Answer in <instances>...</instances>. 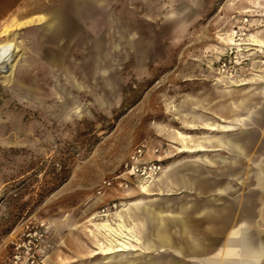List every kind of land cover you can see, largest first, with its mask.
Wrapping results in <instances>:
<instances>
[{
	"label": "rangeland",
	"instance_id": "rangeland-1",
	"mask_svg": "<svg viewBox=\"0 0 264 264\" xmlns=\"http://www.w3.org/2000/svg\"><path fill=\"white\" fill-rule=\"evenodd\" d=\"M70 1L35 0L29 19L11 23L23 43L15 71L0 73V264H12L27 225L45 236L36 249L43 264H118L94 255L89 229L95 215L112 219L140 196L144 182L120 185L125 163L140 147L143 160L165 168L187 156L176 131L205 132L187 130L181 118L193 99H206L199 109L213 118L209 100L224 98L213 84L219 72L239 79L261 68L258 53L232 45L262 28L264 0H107L79 23ZM60 10L72 31L67 42L39 32Z\"/></svg>",
	"mask_w": 264,
	"mask_h": 264
},
{
	"label": "crops",
	"instance_id": "crops-1",
	"mask_svg": "<svg viewBox=\"0 0 264 264\" xmlns=\"http://www.w3.org/2000/svg\"><path fill=\"white\" fill-rule=\"evenodd\" d=\"M34 2L0 0V42L8 27L22 48L11 23L29 19ZM75 16L78 23L89 19ZM247 41L246 47L263 58L261 68L234 84L215 79L224 98L209 100L213 118L199 109L207 100L195 97L192 111L181 118L187 130L205 132H182V138L177 130L178 153L187 156L168 161L144 193L125 203L123 217L133 225L137 249L96 256H117L118 264H264V25ZM253 151L263 154L262 160ZM128 254L147 258L124 263Z\"/></svg>",
	"mask_w": 264,
	"mask_h": 264
},
{
	"label": "bare ground",
	"instance_id": "bare-ground-1",
	"mask_svg": "<svg viewBox=\"0 0 264 264\" xmlns=\"http://www.w3.org/2000/svg\"><path fill=\"white\" fill-rule=\"evenodd\" d=\"M8 32H3L5 40L0 42V73L6 78L15 71L12 60L22 51L19 44L14 43L15 41L13 42L9 37L11 30H8ZM234 42L237 45L232 46L236 47L239 51L243 50V46H247L249 44L248 41L239 42L238 40H235ZM219 74L230 84H234L235 79L233 77H228L222 74V72H219ZM179 135L180 137L185 138V134H183L182 132H179ZM181 151L192 150L188 148H182ZM153 181L144 182L143 184H141L139 191L141 193H144L145 187ZM125 207L126 204H123L122 207L113 214L112 219L96 220V217L99 216L95 215L93 217L94 222L90 224L92 228L89 229V231L97 241L94 255L101 254V252L104 255H108L117 252L133 251L137 249L138 238L136 237L133 225L128 224L123 217ZM105 216H107V214Z\"/></svg>",
	"mask_w": 264,
	"mask_h": 264
},
{
	"label": "built area",
	"instance_id": "built-area-1",
	"mask_svg": "<svg viewBox=\"0 0 264 264\" xmlns=\"http://www.w3.org/2000/svg\"><path fill=\"white\" fill-rule=\"evenodd\" d=\"M144 153V147L138 148L125 163L124 172L118 176L124 177L121 186L128 187V183H132L131 179L142 183L153 181L165 171V166L160 161L143 160ZM105 184L109 186L111 183ZM22 235L23 243H15L12 264H43L36 250L44 243L45 236L42 230L38 226L27 225Z\"/></svg>",
	"mask_w": 264,
	"mask_h": 264
},
{
	"label": "water",
	"instance_id": "water-1",
	"mask_svg": "<svg viewBox=\"0 0 264 264\" xmlns=\"http://www.w3.org/2000/svg\"><path fill=\"white\" fill-rule=\"evenodd\" d=\"M106 1L107 0H71L67 8L72 14L80 18H87L88 16L93 17L101 10V5L106 3ZM51 22V24H44L39 28L40 35L43 38L50 36L55 41H69L72 31L68 19L64 16L62 10L56 12L52 16ZM61 56V49L52 52L50 61L55 67L60 66ZM166 263H168L167 260L163 261V264Z\"/></svg>",
	"mask_w": 264,
	"mask_h": 264
},
{
	"label": "trees",
	"instance_id": "trees-1",
	"mask_svg": "<svg viewBox=\"0 0 264 264\" xmlns=\"http://www.w3.org/2000/svg\"><path fill=\"white\" fill-rule=\"evenodd\" d=\"M66 178H64L60 183H63V181L65 180Z\"/></svg>",
	"mask_w": 264,
	"mask_h": 264
}]
</instances>
